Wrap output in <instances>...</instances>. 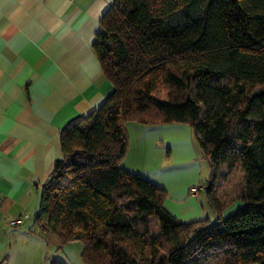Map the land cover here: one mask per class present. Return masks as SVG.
<instances>
[{
	"label": "trees",
	"instance_id": "obj_1",
	"mask_svg": "<svg viewBox=\"0 0 264 264\" xmlns=\"http://www.w3.org/2000/svg\"><path fill=\"white\" fill-rule=\"evenodd\" d=\"M92 49L113 90L60 130L37 221L81 241L82 264H264V0H113ZM129 121L191 128L214 220L180 221L163 188L121 167ZM236 164L225 212L213 187Z\"/></svg>",
	"mask_w": 264,
	"mask_h": 264
},
{
	"label": "crops",
	"instance_id": "obj_2",
	"mask_svg": "<svg viewBox=\"0 0 264 264\" xmlns=\"http://www.w3.org/2000/svg\"><path fill=\"white\" fill-rule=\"evenodd\" d=\"M112 2L0 0V264H82L81 241L63 242L40 228L36 215L41 185L61 150L60 130L113 90L92 49ZM125 130L121 167L163 188V206L180 221L214 220L191 128L129 121ZM194 186L196 194L189 191Z\"/></svg>",
	"mask_w": 264,
	"mask_h": 264
},
{
	"label": "rangeland",
	"instance_id": "obj_3",
	"mask_svg": "<svg viewBox=\"0 0 264 264\" xmlns=\"http://www.w3.org/2000/svg\"><path fill=\"white\" fill-rule=\"evenodd\" d=\"M193 138L195 140L194 135ZM194 142L196 145V141ZM203 168H204L203 170L204 177L202 178V183H203V187H205L211 173L210 167L206 160L203 161ZM242 184H243V171L240 164H236L235 167L230 172H227L226 166H222L220 168L219 174L214 183L213 194L220 201L222 208H224L225 211L231 208L234 203H236L235 199L242 187Z\"/></svg>",
	"mask_w": 264,
	"mask_h": 264
},
{
	"label": "built area",
	"instance_id": "obj_4",
	"mask_svg": "<svg viewBox=\"0 0 264 264\" xmlns=\"http://www.w3.org/2000/svg\"><path fill=\"white\" fill-rule=\"evenodd\" d=\"M189 191H190V193H192V194H196L197 191H198V188L194 186V187H191ZM23 217H27V215H25V216H23ZM21 221H22V217H20V218H15L14 220L10 221V224L13 225V226H15V225L20 224ZM38 226H39L40 228H43V226H44V221H43L42 219H40V220L38 221Z\"/></svg>",
	"mask_w": 264,
	"mask_h": 264
},
{
	"label": "water",
	"instance_id": "obj_5",
	"mask_svg": "<svg viewBox=\"0 0 264 264\" xmlns=\"http://www.w3.org/2000/svg\"><path fill=\"white\" fill-rule=\"evenodd\" d=\"M211 187V182H208L205 186L206 190L209 189Z\"/></svg>",
	"mask_w": 264,
	"mask_h": 264
}]
</instances>
